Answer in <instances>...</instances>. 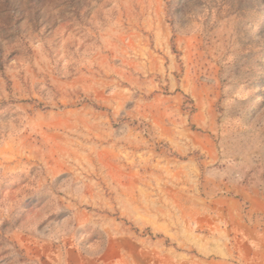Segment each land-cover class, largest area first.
Masks as SVG:
<instances>
[{
  "label": "rangeland",
  "instance_id": "374dc122",
  "mask_svg": "<svg viewBox=\"0 0 264 264\" xmlns=\"http://www.w3.org/2000/svg\"><path fill=\"white\" fill-rule=\"evenodd\" d=\"M262 192L264 0H0V264H256Z\"/></svg>",
  "mask_w": 264,
  "mask_h": 264
},
{
  "label": "crops",
  "instance_id": "0c3cea01",
  "mask_svg": "<svg viewBox=\"0 0 264 264\" xmlns=\"http://www.w3.org/2000/svg\"><path fill=\"white\" fill-rule=\"evenodd\" d=\"M254 206L255 211L264 216V192L260 194ZM258 224L259 225L255 226L254 230L248 232L247 229H249V226H247L245 232L236 235L242 252L246 254L248 250H251L253 253V258H250V256H248L249 254L245 255L244 263H248L252 260L256 261V264H264V226L261 223Z\"/></svg>",
  "mask_w": 264,
  "mask_h": 264
}]
</instances>
